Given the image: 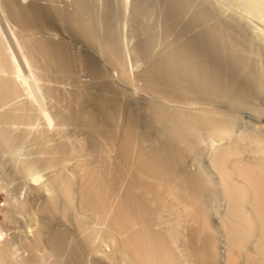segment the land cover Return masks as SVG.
Masks as SVG:
<instances>
[{
  "label": "bare ground",
  "instance_id": "obj_1",
  "mask_svg": "<svg viewBox=\"0 0 264 264\" xmlns=\"http://www.w3.org/2000/svg\"><path fill=\"white\" fill-rule=\"evenodd\" d=\"M219 1H3L57 126L17 125L34 106L0 38V159L46 173L5 208L24 253L6 236L0 264H264V135L235 131L264 100V40L223 8L264 23V0Z\"/></svg>",
  "mask_w": 264,
  "mask_h": 264
},
{
  "label": "rangeland",
  "instance_id": "obj_2",
  "mask_svg": "<svg viewBox=\"0 0 264 264\" xmlns=\"http://www.w3.org/2000/svg\"><path fill=\"white\" fill-rule=\"evenodd\" d=\"M3 1L4 0H0V38L3 41V43H5V47H7L6 49L8 50V52L10 51L9 53H11L13 56L15 55L14 56V61H12V64L13 65L14 64L18 65L19 74H20L19 76H16V80L17 81H21L20 82V83H22L21 87L22 86L23 87L26 86V87H24L23 91L21 92V97H27V98L29 97V100H31L33 102L34 112H35L34 118L33 119L32 118L29 119V124H20V125L17 124V125L21 126V127L22 126L23 127L24 126L25 127H29V129L32 128L31 129L32 131L37 129V128H46V129H50L51 128V130H53L57 126L56 121H55L56 119H55V116L53 115L54 113L52 111V106L54 105V100H53V97L50 94L48 95V93H45V92H47L45 88H46V86L49 85L48 83H49L50 80H47L49 78H47L46 76L43 78L44 75H41L43 73L40 72L41 71V69H39L40 67H38V65L36 63L34 64V61L31 60L28 56H25V55H27L26 53H23L24 57L22 56V52H25V51H24V49L21 51L22 48H20V46L22 47L23 43H22V39L19 36V34H17V33H19L18 27L16 25H14V23H13L14 21L11 20L10 16L6 15L8 13H7V11H5L6 10L5 6H4L5 2H3ZM23 1H25V0H23ZM213 2L218 4V5L222 4V2L219 1V0H216V2H215V0H213ZM226 4L227 3L223 4V8L225 7L224 11L225 12H229L227 14L238 15L237 16L238 18H239V14H242V15H240V17L245 19L246 22L245 21L243 22V19H241V20H242L243 23H245L247 25V27L250 30L252 36L260 37L262 39L261 41L263 42V40H264V23L263 22L261 23L260 20L257 17H256L257 18L256 19L253 15L251 16V14H249V13H247L248 14V16H247V14H246L247 11L243 10L240 5L236 6V5H230V4L226 5ZM229 6H231V7L235 6L238 11L234 7H233L234 9L232 8L233 9L232 10L231 7H229ZM239 7H241V8L238 9ZM227 9H229V10H227ZM235 10H236V12H235ZM239 11H241V12H239ZM242 11H244V12H242ZM252 32H254V33H252ZM262 44H263V48H264V43H262ZM26 57H27V59H26ZM263 66H264V64H263ZM36 67H38V68H36ZM263 69H264V67H263ZM83 76H84L83 79H85L86 78L85 75H81V78ZM52 81H54V80H51L50 84H52ZM61 83H64V84H61ZM53 84H55V85H57V84L59 85L60 84L59 86H64V85H67V82L65 83V82H59V81L56 82L55 81ZM44 85H45V87H44ZM26 89L29 90V92ZM256 100H258V99H256ZM255 101H254V106L255 107H253L252 111H251V109L250 110L245 109V110H243V111H241L239 113V117H240L239 118V123L238 122L236 123L238 130L235 128L236 133H238V134L254 133L256 135L259 134L260 136L264 135V133H263L264 132V112H263L264 111V100L262 101V99H259L258 101H256L257 102L256 104H255ZM44 112H45V114H44ZM49 114H50V116H49ZM47 118H49V119H47ZM49 120H50V122H49ZM260 132H262V134ZM76 134L78 135L79 132L76 131V130H71V131H69V135L68 136L73 135V137H74V136H77ZM24 149L25 148H18L16 146V147H14L12 152L15 155H19V156L24 155L25 156L27 154V151H26V149L25 150ZM24 151H25L26 154H24ZM1 162H4V163H1ZM22 166H23L22 172L20 171L21 173H19V175L21 174V177L20 176L17 177V176H15L12 173V171L10 169L7 168V166L5 164V161L3 159H0V224L2 225V226L0 225V239L4 238L6 236L7 237L11 236V238H12L11 239V241H12L11 242V247H14V249L15 248L21 249V247L19 245V243H20L19 240L18 241L16 240V238H15L16 236L14 237L15 231L18 230V225H17L18 221L15 222L13 219L16 216H14V215L11 216L10 214L14 213V211H12V210H15L19 206V202L22 201V198L23 197H24V199L26 198L25 195L27 194V188H28L29 182L30 181L33 182V178H34L33 176L37 175L39 177V180H37V182L39 183V181L42 182L44 180L45 174H46L45 170H43L44 168H42V166H40V165L39 166L35 165V166H32V167L31 166L28 167V166H26V164H24ZM25 168L26 169L28 168V170H27L28 172L26 171ZM31 168H32V170H31ZM10 174H13V175H10ZM24 174H28V175L26 176ZM9 201H10V203H9ZM13 202L14 203L17 202L16 203L17 206ZM30 203L32 204L33 209L31 207ZM30 203H29V205H30L29 207L32 210L28 207L30 212L27 210L26 212H24L26 215L25 214H24L25 216L23 215L24 218L27 217L26 219L29 218L28 217L29 214L34 213V211L36 212V210H35L36 205H34L35 203H33V202H30ZM10 204H11V206H10ZM12 204H13V206H12ZM9 206L12 208V210H11L12 212H5L6 211V209H5L6 207L8 208L7 210L10 211L11 208ZM14 206H16V207H14ZM13 207H14V209H13ZM17 209H19V207ZM3 212L7 213L8 216L10 215L11 217L7 218L8 216H5L7 214H4ZM15 214L18 215L19 214V210H17V212L15 211ZM8 219H9V221H8ZM1 220L2 221L4 220V222H2ZM10 221H14V223H12ZM15 223H16V225H15L14 231H13V228L11 226H13V224H15ZM29 223H31L30 219H29V221L28 220L25 221V225L26 226L30 225ZM10 224H11V226H10L11 228L9 230V225ZM18 224H20V223H18ZM5 229H7V230H5ZM3 235H5V236H3ZM13 238L16 241H14ZM17 245H19V246H17ZM15 246H17V247H15ZM14 249H13L14 252H13L12 256L14 254H16L14 256H17V257L13 256L14 257L13 259H18L22 255L21 253L22 252L24 253V251H23V249H21L20 252L21 251L22 252L21 253L19 252L20 253V255H19V253L17 254V251L19 249H17V250L15 249L16 251ZM45 249H46V247H45ZM48 251L49 250L47 249V250H45V253H43V254L39 253V251L37 253L39 255L42 254V255L47 256L49 258L50 255H48V254H50L51 252L50 251L48 252ZM51 256H52L53 259L51 257L49 258V260L46 257L44 258L45 259V260H43L44 264H47V263L54 264V257H53L54 255H52V253H51ZM46 259H47V261H46ZM45 262H47V263H45Z\"/></svg>",
  "mask_w": 264,
  "mask_h": 264
}]
</instances>
